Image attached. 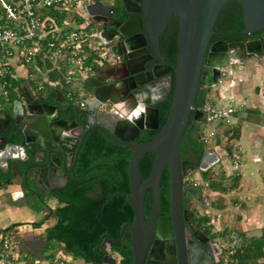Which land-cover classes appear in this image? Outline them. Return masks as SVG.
Returning a JSON list of instances; mask_svg holds the SVG:
<instances>
[{
	"label": "water",
	"instance_id": "95a60500",
	"mask_svg": "<svg viewBox=\"0 0 264 264\" xmlns=\"http://www.w3.org/2000/svg\"><path fill=\"white\" fill-rule=\"evenodd\" d=\"M140 2L142 0H139ZM232 0H143L145 26L150 33L151 39L160 53L159 41L172 16L177 14L180 21L179 43L177 63L173 66L175 72V83L172 88V77L162 78L159 82L160 97L153 99L146 108V115L139 120L133 119L131 134L127 137L119 136L115 139L120 144L133 149L129 164L130 193L126 194L134 212V222L128 226L132 233L134 264H143L145 250L149 243L150 236L156 227V218L160 206L161 180L165 169H169L170 177V198L171 213L175 229L181 231L183 197L193 199L202 193L199 185L186 186L185 177L189 169L197 168L206 171L215 165L222 156L228 155V151L217 145L212 149L204 151L201 162L193 165L188 160H182L181 146L184 138L192 140V135L197 134L200 129L203 111L197 106L196 99L202 84L210 89L219 85L222 77V68L230 65L243 66L246 60L254 55L264 58L262 50L264 42L261 39L254 41L228 42L224 40L212 42L215 34V26L224 5ZM241 3L243 15V33L251 34L264 29V0H235ZM112 4L105 0H93L86 4L89 15L98 24L103 23L99 30V36L113 52L115 34H124L127 41L133 48L144 47L146 43L142 33L138 32L141 21L135 18L138 28H130V20L118 29L110 30V23L104 21L110 19V8ZM133 22V21H132ZM135 22V21H134ZM126 31V32H125ZM139 38V39H138ZM137 40V41H136ZM146 51V49L144 48ZM143 52V51H142ZM114 53V52H113ZM126 68L130 65L125 63ZM110 67V63L105 68ZM101 71L86 79L85 84L92 88V93L83 95V102L89 107V119H93L94 128L110 131V95H121L120 82L116 81L110 85V74H102ZM138 71H131L135 74ZM127 75H123L125 79ZM51 88L55 89L58 98H61L62 91L57 88L54 82H49ZM29 90L32 87H23L25 101L15 99L12 105L11 116L7 111L1 113L0 117V169L4 173L11 169L10 162H13L14 172L18 171V165H23L26 154L35 152L34 148H43V132L48 127L47 117L51 122L54 136L64 129L59 117H52L53 107L40 102L41 97H36ZM172 100L169 114L165 124L151 140L138 144L134 139L139 135L141 129L159 128V112L155 104L166 101L171 92ZM42 107V108H41ZM40 117V121H32V117ZM194 120L192 124L190 121ZM11 121L14 128L8 129ZM189 131L186 134V130ZM6 130L11 133V139L6 135ZM87 134V133H86ZM84 135V137L86 136ZM57 141V138H55ZM31 148H33L31 150ZM155 154V159L150 175L144 180L140 168L141 159L145 154ZM13 166V165H12ZM28 167L23 171V180L26 187H29L31 180ZM14 175V174H13ZM13 177V176H12ZM16 184L12 178L0 182L3 186ZM19 186H22L20 184ZM148 188L152 189V210L148 220L145 218V197ZM89 200L98 203L106 198L102 182H98L87 194ZM205 198V199H204ZM207 195L203 196L206 201ZM203 200V201H204ZM18 243L21 238H14ZM110 243V240H109ZM101 244L100 249L104 252L101 261H93L88 264H117V259L110 256V249ZM216 246H219L216 244Z\"/></svg>",
	"mask_w": 264,
	"mask_h": 264
},
{
	"label": "flooded vegetation",
	"instance_id": "af4514ba",
	"mask_svg": "<svg viewBox=\"0 0 264 264\" xmlns=\"http://www.w3.org/2000/svg\"><path fill=\"white\" fill-rule=\"evenodd\" d=\"M143 1V0H142ZM139 0H109L106 1L113 6L110 8V19H105L107 23H110L108 28L110 30L118 29L122 24L126 23L130 17V28H138V23L135 18L141 21V26L138 28V32L142 33L146 43L144 47L129 48V42L127 41V36L124 34L117 35L114 38L113 52L110 51V59L103 65L97 66L95 68V74L100 72L102 68L106 67V64L110 63V67L105 68L101 71V75L106 73L110 74V85L116 81L120 82L121 89L124 91L121 95L115 96L111 94L110 98V131H104L98 128H94L93 119H89V107L83 102V95H89L92 93V88L86 84L81 87L80 90L74 91L71 96H68L66 92L62 89L61 85H56L58 89L62 91L61 98L55 89L51 88L49 83L44 84L41 89L32 88L27 89L36 95V97H41L40 102L53 107L52 117H59L60 123L63 125L64 129L60 131L59 137L54 136L52 132V125L50 119L47 117V128L43 132V148H31L35 152L26 154L25 161L23 165H18V171L14 172L12 168H15L13 162H10L11 169L9 172L5 173L7 176L2 178L0 182L6 181L12 178L17 185L16 190L18 193L15 195L19 197L21 201L28 204L29 206L39 209L43 208L44 214L40 220L46 221L54 219V223H50L43 230L46 233V229L54 225L57 221L56 217L50 215V211L58 206V198H56V191H64L71 182H94L90 190L98 183L102 182L104 187V178L110 177V180L120 184L122 181V174L117 167V162H120L121 156L118 155L119 151L112 149V145H120L127 147L130 150L129 163H128V176H129V164L133 154V149L129 146L120 144L115 139L123 135L127 137L131 134V127L133 126V119L139 120L140 117L146 115V108L149 103H152L153 99L160 97L159 82L160 79H167L169 76L172 77V88H174L175 83V72L173 66L177 63V53H178V43H179V28L180 21L176 14L177 21L174 26L173 31H171L170 23L168 24L166 30L161 33L159 47L160 53L156 50V46L153 43L150 33L146 29L145 19H144V8L143 3ZM242 8V6H241ZM243 19V16H242ZM133 21V22H132ZM135 21V22H134ZM171 21V20H170ZM103 23H99V28L103 27ZM243 28L235 31V35H238L240 39L238 40H224L219 38L223 35L222 32L217 33L213 36L217 38L214 41L224 40L228 42L237 41H254L261 39L264 42V29L257 32L246 34L243 33ZM126 32V31H125ZM174 35L177 38V53L176 57L170 59L162 52L163 40H169L170 35ZM139 39V38H138ZM137 41V40H136ZM146 49V51L144 50ZM143 51V52H142ZM264 56V49L262 50ZM250 58H258L263 61L260 56L254 55ZM248 58L246 62L250 59ZM125 63L130 65V69L126 68ZM131 71H138L135 74H129ZM128 77L122 78L123 75ZM215 87L208 88L206 84H202L199 90H205L206 100H208L213 93ZM199 92V91H198ZM172 93L166 101L159 102L155 104L159 112V128L157 129H141L139 135L134 139L135 143L142 144L151 139H146L144 137L147 131L159 132L160 128L165 124L160 121V114L162 105L165 103H170L172 100ZM25 95L21 90V99L25 101ZM20 99V98H19ZM169 106V110H170ZM42 108V107H41ZM11 116L12 111H7ZM169 114V111H168ZM32 121H40V117H32ZM190 121V124L193 123ZM14 128V123L11 121L8 129ZM205 122L203 120L200 124V129L197 134L192 135V140L184 138L181 146V157L182 160H188L193 165H197L201 162L204 151L206 149H212L219 145L217 142L212 147L203 141L205 135ZM189 131V127L186 130V134ZM87 133V134H86ZM86 136L84 137V135ZM6 135L11 139L10 133L6 130ZM119 135V136H118ZM101 136L102 138H100ZM156 136V135H155ZM154 136V137H155ZM153 137V138H154ZM57 138V141L55 140ZM12 140V139H11ZM129 155V153H128ZM148 155L155 159V154L147 153L144 157ZM90 157L86 162V165L81 166L82 159L85 157ZM143 157V158H144ZM142 158V159H143ZM117 159V162H115ZM141 159V160H142ZM13 165V166H12ZM141 165V162H140ZM31 175V180H29V187H26L23 180V171L26 168ZM153 167V165H152ZM141 168V167H140ZM152 171V169H151ZM188 175L185 177V185H194L191 180V175L200 172L203 177V171L199 168L196 170L189 169ZM14 174V175H13ZM13 176V177H12ZM145 180V179H144ZM130 183V180H129ZM20 184L23 185L19 186ZM199 185V184H196ZM201 186V185H199ZM7 187V186H5ZM89 190V191H90ZM88 191V192H89ZM87 192V194H88ZM106 198L102 201H112L115 197L130 193L127 191H119L116 193H106ZM86 194V196H87ZM161 195V188H160ZM151 196V205L147 206V199ZM203 193L198 197L190 199L189 197H183V213H182V228L181 231L175 229V224L173 222V216L171 213V198L169 196V203L165 208L161 205L159 213L156 218V227L150 236L149 243L145 250L143 264H226L225 260H222L224 256V249L220 246H216V237L213 235V231L209 230L208 223L203 222L202 216L198 215L196 210V205L198 203H206L203 199ZM88 198V197H87ZM127 198V197H126ZM53 199L55 205H50V200ZM128 199V198H127ZM204 200V201H203ZM129 201V200H128ZM152 189L148 188L145 197V218L149 219L152 210ZM133 209V208H132ZM39 222V221H37ZM134 222V212L133 217L125 218L121 223L120 232L118 235H114L110 231V237L104 236L101 244L105 242L104 247L110 249V256L117 259V264H122L123 254L116 248H120L122 251L127 252L130 256L131 264H134V253H133V239L132 233L128 226L129 223ZM35 222H33L34 224ZM33 228L35 227L33 225ZM31 235L29 238L28 236ZM29 235L19 236L22 241L15 242L16 249H19L25 253H31L35 256H43L45 252L43 251L45 246H48V241L46 238H39L35 232L29 233ZM27 236V237H26ZM15 238V236H14ZM110 240V243H109ZM53 249L50 251L52 252ZM102 251V250H101ZM103 252V251H102ZM104 255V252H103ZM102 255V257H103ZM102 257L100 260H102ZM85 262V260L81 259ZM93 262V261H91ZM86 264L90 262H85Z\"/></svg>",
	"mask_w": 264,
	"mask_h": 264
},
{
	"label": "built area",
	"instance_id": "2783aa9c",
	"mask_svg": "<svg viewBox=\"0 0 264 264\" xmlns=\"http://www.w3.org/2000/svg\"><path fill=\"white\" fill-rule=\"evenodd\" d=\"M91 1L0 0V106L2 98L19 99L23 87L41 89L51 81L71 96L94 75L97 66L109 61L99 24L85 7ZM225 68L219 84L228 75ZM212 99L201 107L205 124L231 122L240 107L234 102L218 106ZM226 132L234 134L233 129ZM217 134L215 128L209 136ZM203 141L209 145L206 133ZM15 242L13 232L0 234V264H20L12 253Z\"/></svg>",
	"mask_w": 264,
	"mask_h": 264
},
{
	"label": "trees",
	"instance_id": "16d2710c",
	"mask_svg": "<svg viewBox=\"0 0 264 264\" xmlns=\"http://www.w3.org/2000/svg\"><path fill=\"white\" fill-rule=\"evenodd\" d=\"M174 14L171 18L170 29L173 31V24L178 22L177 17ZM241 3L235 0L228 1L222 8L218 17L215 32H222L219 38L232 41L238 40L240 37L235 35V31L243 28ZM217 37L213 36L212 41ZM162 52L173 59L177 53V38L174 35H170L169 40H163ZM50 78L56 79L55 74H51ZM17 85L20 82L16 83ZM14 101V98L11 102ZM205 90H199L196 103L198 107H202L206 103ZM170 103L162 105L160 121L164 124L168 117ZM156 135V131H147L144 134L146 139H151ZM102 138L101 136H99ZM112 149L119 151L118 155L121 156L120 162H117V167L121 171L122 181L117 184L110 180V177L104 178L105 192L116 193L119 191H130V183L128 176V163L130 156V150L127 147L113 144ZM129 153V155H128ZM90 157L82 159V164L86 165V162ZM153 159L146 155L141 160V172L143 179H146L152 169ZM7 175L0 169V180ZM203 177L209 180V171L203 172ZM94 182H71L64 191H56L55 195L58 198V206L50 211V215L56 217L57 221L54 225L46 229L45 238L48 241V245L55 248L56 243H60L70 252L74 258L85 260V262L98 261L101 259L103 252L99 245L104 236L110 237V231L114 235H118L120 232L121 223L125 218L133 217V209L128 199L119 195L115 197L111 202L105 201L101 203H93L86 196L87 192L93 186ZM210 186L215 189L217 187L216 182H211ZM170 196V177L168 167L165 169L161 180V205L163 208L169 203ZM151 205V196L147 199V206ZM43 210L42 207L39 211ZM44 220L35 222V227H40ZM203 222L208 223L209 217L204 216L201 219ZM10 226L9 228H12ZM3 229L1 232L9 230ZM211 230V226H209ZM224 234V233H223ZM123 254L122 264H131L130 256L127 252L122 251L119 247L116 248ZM48 263H53L55 253L50 252L45 254ZM264 258V234L261 237H251L245 239L231 253L227 264H264L260 262V259ZM47 264V263H46Z\"/></svg>",
	"mask_w": 264,
	"mask_h": 264
},
{
	"label": "crops",
	"instance_id": "0c3cea01",
	"mask_svg": "<svg viewBox=\"0 0 264 264\" xmlns=\"http://www.w3.org/2000/svg\"><path fill=\"white\" fill-rule=\"evenodd\" d=\"M261 63V68L259 66L253 75L246 70L248 61L241 67L237 66L238 69H234L232 65L228 66L232 67L230 69L234 74L229 84L230 87L237 88L242 80L249 82L254 87H238L236 97L232 98V101H235L236 105L240 107L234 115L233 149L229 150L228 155H226L228 164L226 166L219 165L217 170L209 174L210 177L213 176V179L209 178L208 180L217 183V187L212 189L214 190L213 194H219V201L217 202L221 209L219 212L231 211L235 213L234 221L241 225L243 233L240 234L243 240L261 237L264 234V60ZM237 74L238 78L240 75L239 81L235 80ZM3 111L7 110L1 105L0 117H2ZM10 135L12 136V132ZM236 161L239 163L238 166H236ZM217 173L219 176L214 179V175L216 176ZM206 184L208 185V182ZM16 190H18L17 185L9 187L0 185V233L10 226L13 227L6 231L13 232L16 227L21 226V229L13 232L16 239L33 232L39 238H45L43 230L47 224L33 228V222L39 220L32 219L35 216L41 219L44 211H39V209L19 200L20 198L15 196L18 193ZM226 213L224 214L225 217L228 214ZM13 216L16 217V220H11L14 222L9 225L7 221ZM27 217L31 219L29 221L17 219H28ZM28 237L30 238L31 235ZM16 250L21 252L19 247ZM64 250L67 252L66 248ZM26 254L31 257L29 256L30 253ZM59 256L60 253L55 254L57 264H65L68 261L65 256L62 257L63 259H60ZM35 257L37 259H34V263L30 264H50L45 255ZM30 259L29 261H31ZM260 262H264V258L260 259Z\"/></svg>",
	"mask_w": 264,
	"mask_h": 264
},
{
	"label": "rangeland",
	"instance_id": "374dc122",
	"mask_svg": "<svg viewBox=\"0 0 264 264\" xmlns=\"http://www.w3.org/2000/svg\"><path fill=\"white\" fill-rule=\"evenodd\" d=\"M105 1H109V0H105ZM92 29H94L95 27L90 26ZM252 62V64H251ZM261 61L258 58H250L248 60V64L246 67V70L251 73L252 75L254 73H256V71L258 70L259 66L261 68ZM238 65H232V67L234 69H238L237 67ZM250 66V67H248ZM232 67H226L225 70H227L228 75L225 76L223 78L222 83H220L217 87L214 88L213 93L211 94L212 96V100L218 105V106H223V105H228L229 103L233 102L232 98L236 97V91H238V87L241 88H251L254 87L252 86V84H250L249 82L242 80L241 82H239L238 87H230V81L231 79L234 77L233 75H230V72L232 71L230 68ZM40 76V75H39ZM233 76V77H232ZM236 79L238 80L240 79V75L238 78V74L236 75ZM256 81V80H254ZM81 84V81L78 83V85ZM255 85V82H254ZM257 85H255L256 87ZM259 87V86H258ZM248 91V90H247ZM21 99V97H19ZM13 100V98L8 99H1V103L4 109H6L7 111L11 112L12 111V103L11 102ZM235 102V101H234ZM236 104V102H235ZM235 123V117L233 116L231 119V122L229 123H224L223 125H219L218 122H213V123H208L205 124V133L206 135L209 137V147H212L213 145H215L217 142H219L221 147H224L227 151L232 150L233 149V145L232 142H234V140H232L233 135H229L228 132H226L227 130L233 129ZM218 131V134L216 136H209V134L211 133V131L213 129H215ZM225 131V134H223ZM234 131V130H233ZM220 136V137H219ZM228 159L227 156H222L220 158V160L213 165L208 171L209 174L213 173L215 170H217L219 168V165H224L226 166ZM240 168V167H239ZM232 170H233V166H232ZM219 174L217 173L216 176L214 175V179H217L215 177H218ZM231 177V176H230ZM210 179H213V176L210 177ZM191 180L193 183L199 184L202 187V193L203 195H207V201L206 203H198L196 205V210L198 215L204 217L207 216L209 217V222H208V226H211V230L213 231V235L216 237V241L217 244L224 249L225 253L224 256L222 257V260H225L226 264L227 261L229 259V256L231 255V253H233L236 248L242 243L243 239L240 233H243L241 230V225H238L235 223L234 221V216L235 213H232L230 210V212H223L220 213L219 211L221 210L219 208V204L217 203L219 201V194H213V189L210 186V181L206 180L204 177H202V175L200 174V172H196L194 174L191 175ZM206 182H208V185L206 184ZM50 205H55L54 200L51 199L50 200ZM227 214V217H225L224 214ZM15 217V216H13ZM10 218L7 222L9 225L12 224L11 220H16L15 218ZM28 218V217H27ZM18 220H24V221H29V219L31 218H17ZM33 220H39L40 219L35 216L32 218ZM54 219H50L48 221H46L47 225H49L51 222L54 223ZM37 222V221H36ZM21 229V226L16 227V230ZM16 230H14L13 232H16ZM6 231L1 232L5 233ZM224 233V234H223ZM45 234V232H44ZM52 250V246L48 245L45 246L43 251L45 252V254L50 253V251ZM54 253H60L59 258L63 259L62 257L65 256L68 260L66 261L65 264H86L84 261H82L79 258H74L73 255L70 252H66V250H64L63 245L60 243H56L55 244V248L53 249ZM13 255L19 260L20 264H30V263H34V259H37V257H35L34 254H29L28 257L27 254L23 251L18 252L16 249L12 251ZM31 258V259H30ZM29 259L31 261H29ZM56 258L53 261V264H57L56 262Z\"/></svg>",
	"mask_w": 264,
	"mask_h": 264
}]
</instances>
